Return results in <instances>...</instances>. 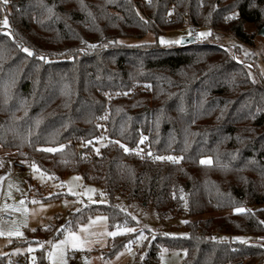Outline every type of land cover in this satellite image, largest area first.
Returning <instances> with one entry per match:
<instances>
[{
	"label": "trees",
	"instance_id": "obj_1",
	"mask_svg": "<svg viewBox=\"0 0 264 264\" xmlns=\"http://www.w3.org/2000/svg\"><path fill=\"white\" fill-rule=\"evenodd\" d=\"M5 6L0 179L11 160L24 161L60 183L78 173L109 199L69 211L63 225L57 216L13 246L58 239L96 213L108 216L111 229L136 227L116 203L125 197L154 207L160 219L190 218L185 235L147 233L128 264H160L162 248L185 250L182 264H264V247L231 242L264 234V217L248 211L239 224L233 214L264 203V80L254 79L218 38L254 45L245 25L262 27L264 0H8ZM4 12L0 4V19ZM188 26L211 34L171 47L123 42ZM103 132L108 141L97 153L92 142ZM142 146L174 159L143 155ZM207 156L211 163H201ZM29 183L37 201L70 196L45 195ZM138 233L114 236L103 257H115ZM36 253L45 264V248ZM7 261L0 257V264Z\"/></svg>",
	"mask_w": 264,
	"mask_h": 264
},
{
	"label": "rangeland",
	"instance_id": "obj_2",
	"mask_svg": "<svg viewBox=\"0 0 264 264\" xmlns=\"http://www.w3.org/2000/svg\"><path fill=\"white\" fill-rule=\"evenodd\" d=\"M174 5L171 4L169 12L173 14ZM4 15L0 19V27L5 26L4 19L7 17V6L4 5ZM263 26V25H262ZM246 31L254 34V45H244L228 34H222L218 37L222 41V46L227 49L233 58L252 69L251 75L254 79L264 80V37L258 35V29L254 24L247 23ZM208 33V28H200L192 31L191 27H184L176 31H167L159 35L148 33L142 38H126L123 42L130 44L141 43H157L161 46L171 47L175 44L171 41L179 40L181 43L183 37L193 35L198 37L200 42L208 38L210 35L199 37L198 33ZM161 38L165 41L161 42ZM108 138L103 132L96 141L92 142L93 149L99 153L101 148L107 144ZM60 149L59 147H46ZM93 150V151H94ZM98 150V151H97ZM141 151V149H137ZM202 160H210L207 156ZM14 160L10 161V167L7 175L0 179V257L9 258L13 255L28 253L30 256L37 255L36 249L45 248L46 263L45 264H128L134 257L135 252L133 246L139 247L143 244L147 233L162 232L171 235H185V224L189 217L181 216L177 218L160 219L155 208L146 206L139 202L129 203L127 198L120 197L116 203L124 210L128 211L131 216L138 222V226H117L110 228L108 216L105 213H96L92 215L86 222L80 224L76 229H67L64 235L58 239H42L38 243L29 245H12L16 239L23 238L29 230L38 227H44L53 222L57 216L62 217V225L64 218L69 211L78 210L85 205L93 203L106 204L109 202L107 195L101 186L85 182L83 177L78 173L68 174L62 183L58 182L54 176L43 172L37 165L21 161L26 165L25 168L14 167ZM43 174V175H42ZM78 178V179H74ZM29 179L39 184L45 195L57 192L69 194V197L60 198L49 202L37 201L36 193L30 187ZM91 190V191H90ZM35 201V203H34ZM245 209L243 212L233 211L239 224L246 221L248 211L256 212L264 217V203L257 205H249L240 207ZM27 209V212H25ZM8 215L9 218L3 217ZM208 215H202L198 218H205ZM98 217L105 218L97 220ZM90 220L94 223L90 224ZM89 225L87 232L82 231V226ZM124 228H131L134 231L124 232ZM139 231L136 239L120 251L115 257L106 259L102 252L107 248L110 240L114 237L108 235L109 232H117L120 234H129ZM19 231L22 235H9V232ZM70 232L76 233L83 243L78 247H73L71 241L61 244L68 238ZM116 236V235H115ZM235 237H249L248 234L236 235ZM243 242V243H244ZM186 255L185 250H169L162 248L160 251V264H182Z\"/></svg>",
	"mask_w": 264,
	"mask_h": 264
},
{
	"label": "built area",
	"instance_id": "obj_3",
	"mask_svg": "<svg viewBox=\"0 0 264 264\" xmlns=\"http://www.w3.org/2000/svg\"><path fill=\"white\" fill-rule=\"evenodd\" d=\"M141 153L143 155L150 156L153 159H157V157H164V159H160V160H165V159H168V157H171L167 153L158 154L157 152L151 151L147 146L141 147ZM14 167L25 168L26 165L22 162L15 161ZM3 217L9 218V216L5 215V214L3 215ZM236 238L237 237H235V236L231 237V242H233V243L244 242V241H242L240 239H236ZM244 243L264 247V234L249 235V237L247 239H245ZM133 250L137 252L138 247L136 245H134ZM7 264H42V263L39 262L38 255H36L35 257H32L28 253H24V254H18V255H13V256L9 257ZM228 264H243V261L241 259H238V260L230 261Z\"/></svg>",
	"mask_w": 264,
	"mask_h": 264
},
{
	"label": "snow or ice",
	"instance_id": "obj_4",
	"mask_svg": "<svg viewBox=\"0 0 264 264\" xmlns=\"http://www.w3.org/2000/svg\"><path fill=\"white\" fill-rule=\"evenodd\" d=\"M7 3H8V0H0V4H4V5H6ZM3 23H4L5 25H7L8 21H7L6 18L4 19V22H3ZM197 35H198L199 37H204V36L210 35V32H208V33H204V32H202V33H198ZM161 42H162V43L165 42V41L163 40V38H161ZM171 42L179 43L180 41H179V40H176V41H171ZM23 51L26 52V53H28L29 55H32V53H31V52L29 51V49H27V48H24ZM89 143H91V142L89 141ZM116 143H119V141H117ZM121 146L124 147L123 145H121ZM60 148L62 149V148H63V145H61ZM43 150H44V151H48V152H54V151H57L58 149H55V148H47V149H43ZM124 150H125L126 152L129 151V149H128L127 147H124ZM97 151H98V150H97ZM157 159H164V157H157ZM168 159H174V158H173V157H168ZM201 163H210V160H202ZM33 168H36V165H33ZM42 175H43V174H42ZM74 179H78V178H74ZM90 191H91V190H90ZM50 195H51V194H50ZM34 203H35V201H34ZM235 211H236V212H243V211H245V209H243V208H237V209H235ZM25 212H27V209H25ZM101 219H105V218H101V217H98V218H97V220H101ZM91 223H94V221H91V220H90V224H91ZM88 227H89V225L82 226V231L87 232ZM123 231H124V232H130V231H134V229H131V228H124ZM3 234H4L3 231H0V235H3ZM8 234H9V235H17V236L22 235V233H20L19 231H16V232H9ZM108 235L115 236V235H117V232H115V231H114V232H109ZM236 239L243 240L244 238L237 237ZM69 240L71 241L73 247H78V246H80V245L83 243V241H81L80 238H79V237L76 235V233H74V232H70V233L68 234V238H67L65 241H61L60 243H61V244L68 243Z\"/></svg>",
	"mask_w": 264,
	"mask_h": 264
},
{
	"label": "water",
	"instance_id": "obj_5",
	"mask_svg": "<svg viewBox=\"0 0 264 264\" xmlns=\"http://www.w3.org/2000/svg\"><path fill=\"white\" fill-rule=\"evenodd\" d=\"M258 35L264 37V24L263 26L260 28V30L258 31ZM196 42V38L193 35L190 36H185L183 37L181 44L182 45H187V44H192Z\"/></svg>",
	"mask_w": 264,
	"mask_h": 264
}]
</instances>
